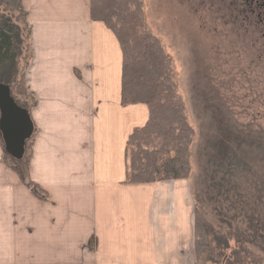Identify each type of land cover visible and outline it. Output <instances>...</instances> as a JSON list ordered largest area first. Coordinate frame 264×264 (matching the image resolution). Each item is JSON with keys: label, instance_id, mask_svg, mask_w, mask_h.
<instances>
[{"label": "crops", "instance_id": "0c3cea01", "mask_svg": "<svg viewBox=\"0 0 264 264\" xmlns=\"http://www.w3.org/2000/svg\"><path fill=\"white\" fill-rule=\"evenodd\" d=\"M35 104L29 177L0 140V264H193L189 178L126 180L125 149L149 117L122 101L123 50L91 0H23Z\"/></svg>", "mask_w": 264, "mask_h": 264}, {"label": "trees", "instance_id": "16d2710c", "mask_svg": "<svg viewBox=\"0 0 264 264\" xmlns=\"http://www.w3.org/2000/svg\"><path fill=\"white\" fill-rule=\"evenodd\" d=\"M15 11L28 24L29 55L25 53L26 28ZM91 15L103 20L120 40L123 103L149 106L147 121L136 126L127 140L126 180L190 178L197 127L178 89L171 55L146 24L143 0H91ZM29 35L23 0H0V80L10 83L17 101L31 111L35 102L29 103L28 98L21 102L18 96L30 95L25 74L32 56ZM219 129L217 141L211 143L215 131L210 128L208 143L197 145L200 181L205 184L201 204L191 184L195 201L193 261L263 264L264 256L255 247L264 252V127L255 129L228 116ZM0 139L4 146L1 130ZM4 152L23 181L43 195L45 190L29 177V153L16 158L5 148Z\"/></svg>", "mask_w": 264, "mask_h": 264}, {"label": "rangeland", "instance_id": "374dc122", "mask_svg": "<svg viewBox=\"0 0 264 264\" xmlns=\"http://www.w3.org/2000/svg\"><path fill=\"white\" fill-rule=\"evenodd\" d=\"M231 1L143 0L146 24L171 55L178 89L197 127L189 180L199 204L205 182L200 181L203 176L199 173L197 145L208 143L210 128L215 131L212 143L218 140L219 127L228 116L255 129L264 127V36L259 28L249 27L244 18L236 17ZM15 12L26 28L25 53L29 55L28 24ZM18 96L21 102L27 98L33 102L31 93ZM201 133L206 134L204 139ZM255 250L264 256L260 247Z\"/></svg>", "mask_w": 264, "mask_h": 264}, {"label": "water", "instance_id": "95a60500", "mask_svg": "<svg viewBox=\"0 0 264 264\" xmlns=\"http://www.w3.org/2000/svg\"><path fill=\"white\" fill-rule=\"evenodd\" d=\"M0 130L4 147L16 158L25 155L27 141L35 131L30 109L20 104L12 93L11 84L0 80Z\"/></svg>", "mask_w": 264, "mask_h": 264}, {"label": "flooded vegetation", "instance_id": "af4514ba", "mask_svg": "<svg viewBox=\"0 0 264 264\" xmlns=\"http://www.w3.org/2000/svg\"><path fill=\"white\" fill-rule=\"evenodd\" d=\"M236 17L241 16L251 25L259 28L264 36V0H232Z\"/></svg>", "mask_w": 264, "mask_h": 264}]
</instances>
